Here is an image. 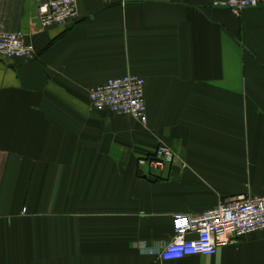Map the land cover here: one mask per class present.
<instances>
[{
  "label": "crops",
  "instance_id": "crops-1",
  "mask_svg": "<svg viewBox=\"0 0 264 264\" xmlns=\"http://www.w3.org/2000/svg\"><path fill=\"white\" fill-rule=\"evenodd\" d=\"M47 1L0 0V29L36 51L0 57V264H264V229L157 253L174 214L264 195V4L78 0L42 29ZM127 73L146 80V124L90 102ZM161 144L176 157L151 181L138 161Z\"/></svg>",
  "mask_w": 264,
  "mask_h": 264
},
{
  "label": "built area",
  "instance_id": "built-area-1",
  "mask_svg": "<svg viewBox=\"0 0 264 264\" xmlns=\"http://www.w3.org/2000/svg\"><path fill=\"white\" fill-rule=\"evenodd\" d=\"M264 4V0H214L213 5L240 14L248 8ZM37 19L42 29L67 25L79 14L78 0H50L39 3ZM36 51L25 41L22 32L0 29V57L31 59ZM144 77L127 73L114 77L89 90L92 106L119 115L130 116L142 124L148 121L145 102ZM176 153L166 144L159 145L151 155L139 159L140 168H147L148 176L169 168ZM173 238L158 251L164 260L189 255H214L219 247L237 241L257 230L264 229V195H244L222 201L200 214L176 213L172 216ZM195 233V237H189Z\"/></svg>",
  "mask_w": 264,
  "mask_h": 264
},
{
  "label": "water",
  "instance_id": "water-1",
  "mask_svg": "<svg viewBox=\"0 0 264 264\" xmlns=\"http://www.w3.org/2000/svg\"><path fill=\"white\" fill-rule=\"evenodd\" d=\"M140 174H141L143 177H146V178H148V179L151 180V181H154V180H155V177H153V176H148L147 174L144 173L143 170L140 171Z\"/></svg>",
  "mask_w": 264,
  "mask_h": 264
}]
</instances>
